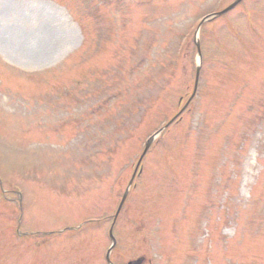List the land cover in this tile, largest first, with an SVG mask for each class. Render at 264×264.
<instances>
[{"label":"rangeland","instance_id":"1","mask_svg":"<svg viewBox=\"0 0 264 264\" xmlns=\"http://www.w3.org/2000/svg\"><path fill=\"white\" fill-rule=\"evenodd\" d=\"M235 1L0 0L38 36L0 46V264H107L124 194L109 263L264 264V0Z\"/></svg>","mask_w":264,"mask_h":264},{"label":"bare ground","instance_id":"2","mask_svg":"<svg viewBox=\"0 0 264 264\" xmlns=\"http://www.w3.org/2000/svg\"><path fill=\"white\" fill-rule=\"evenodd\" d=\"M26 13L27 11L23 9L13 10L11 6H8V4L2 5L0 8V31L2 36L0 46H2L4 50L8 49L7 51L14 53L17 49L29 47L27 44L31 42L30 39L32 37H38L36 35L32 36L33 31L29 32L27 23H29L30 18H28V14ZM34 31L36 34L38 33L36 29ZM38 39H34L33 42H36ZM28 61L31 62V60ZM25 65H30L32 67V65L35 66V63H25Z\"/></svg>","mask_w":264,"mask_h":264},{"label":"water","instance_id":"3","mask_svg":"<svg viewBox=\"0 0 264 264\" xmlns=\"http://www.w3.org/2000/svg\"><path fill=\"white\" fill-rule=\"evenodd\" d=\"M241 1H242V0H236V1L233 2L230 6H228L224 11H221L220 13H218V15L225 14V13H227L228 11L232 10V9L235 8V7L237 6V4L240 3ZM218 15H216V16H214V17H217ZM206 20H207V19H205L203 22H205ZM203 22H202V23H203ZM196 51H197L198 60H199V62H200V57H201V56H200V46H198V43H196ZM199 69H200L199 67L196 68V74H195V76H194V77H195V83H194V86H193V87H194V91H193L192 96L194 95V93H195V91H196V87H195V86H197V83H198ZM192 96H191V97H192ZM160 132H161V131H160ZM160 132H159V133H160ZM159 133H157V135H158ZM151 143H152V140H149V141L146 143V145H145V147H144V150H143L142 154L140 155V157H139V159H138V161H137V163H136L135 169L133 170L134 173H133V175H132L131 180H129L130 182H129V186H128V187L131 186L132 181L134 180L137 171H138V172L141 171V169H140V164H141V162H142L144 156L146 155V153H147V151H148L147 149L149 148V146H150ZM125 200H126V194H124V196L122 197L121 201H119L120 203H119L118 208H117V211H116V213H115V215H114V217H113V224H114L115 220L117 219V216H118V214L120 213L119 211L121 210V208H122V206H123ZM113 224H112L111 229H110V231H109V237H110V239H111L112 246H111V248L108 250V252H107V254H106V262H107V264H111V263H109V262H110V258H109V257H110V252L112 251V249H113V247H114V245H115V240H114V238L112 237V227H113ZM142 263H143V261L139 260V261L131 262V263H128V264H142Z\"/></svg>","mask_w":264,"mask_h":264}]
</instances>
